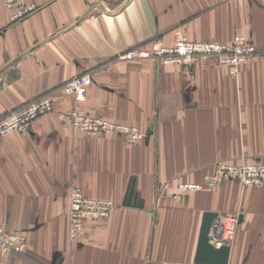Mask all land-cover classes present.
<instances>
[{"label":"crops","instance_id":"crops-1","mask_svg":"<svg viewBox=\"0 0 264 264\" xmlns=\"http://www.w3.org/2000/svg\"><path fill=\"white\" fill-rule=\"evenodd\" d=\"M0 0V118L74 78L92 74L84 102L56 97L54 112L28 135L0 138V226L24 232V253L0 252V264H202L204 216L219 218L216 249L226 264H264V185L202 183L221 161H264V0ZM193 42L229 43L236 35L259 52L236 75L216 58L194 66L153 59L121 60L153 41L174 44L177 30ZM76 109L145 135L131 144L117 134L64 129L59 114ZM110 199L111 217L86 220L69 234L70 195ZM239 217L222 241L219 219Z\"/></svg>","mask_w":264,"mask_h":264},{"label":"built area","instance_id":"built-area-1","mask_svg":"<svg viewBox=\"0 0 264 264\" xmlns=\"http://www.w3.org/2000/svg\"><path fill=\"white\" fill-rule=\"evenodd\" d=\"M10 8L18 7L12 20H19L32 13L36 6L26 0H6ZM257 54L255 46L243 36H235L229 43L193 42L180 31L176 32L174 44L166 46L161 40L153 41L150 48L135 47L120 55L121 60L153 59L165 65L194 66L202 58H216L227 65L233 75L238 74L241 65L248 63ZM91 73L82 74L58 89L45 93L35 100L15 109L0 118V138L9 134L28 135L39 118L55 110L56 97H73L77 103L84 102L92 84ZM64 129L80 131L88 136L117 134L131 144L145 139L144 133L135 127L120 125L104 118L94 117L76 109L59 114ZM228 180H235L243 187L264 185V161L242 159L237 162H220L217 172L205 178L202 183H181L182 191H212ZM116 207L110 199L90 197L80 189L70 195L69 234L76 240L86 220H104L111 217ZM225 243L236 236L238 215L224 214L219 219ZM28 248L26 233L12 232L0 226V252L4 254L24 253Z\"/></svg>","mask_w":264,"mask_h":264},{"label":"water","instance_id":"water-1","mask_svg":"<svg viewBox=\"0 0 264 264\" xmlns=\"http://www.w3.org/2000/svg\"><path fill=\"white\" fill-rule=\"evenodd\" d=\"M219 218L216 213H207L201 230L200 246L197 261L202 264H226L228 262L230 247L224 245L218 249L211 243V233L215 227V221Z\"/></svg>","mask_w":264,"mask_h":264},{"label":"rangeland","instance_id":"rangeland-1","mask_svg":"<svg viewBox=\"0 0 264 264\" xmlns=\"http://www.w3.org/2000/svg\"><path fill=\"white\" fill-rule=\"evenodd\" d=\"M178 31L181 32L180 29L177 30L176 32H178ZM181 33H182V32H181ZM182 34H183V33H182ZM236 36H240V35H236ZM245 38H246V37H245ZM246 39H247V38H246ZM248 40H249V39H248ZM249 41H250V40H249ZM250 42H251V41H250ZM251 43H252V42H251ZM252 44L255 46V48H256V52H257V54H258V52H259L258 48L256 47V45H255L254 43H252ZM257 54H256V55H257ZM242 159H249V160H252L253 158L243 156V157H241V158H239L238 160H235V161H230V160H229V161H221V162H237V161L239 162V161H241ZM258 160H260V159H258ZM261 161H263V160H261ZM224 183H225V182H224ZM224 183H223V184H224ZM223 184H222V185H223ZM222 185H221V186H222ZM244 188H248V187H244ZM216 189H217V188H216ZM216 189H215V190H216ZM212 191H214V190H212Z\"/></svg>","mask_w":264,"mask_h":264},{"label":"bare ground","instance_id":"bare-ground-1","mask_svg":"<svg viewBox=\"0 0 264 264\" xmlns=\"http://www.w3.org/2000/svg\"><path fill=\"white\" fill-rule=\"evenodd\" d=\"M223 231V230H222ZM222 241L224 242V240L222 239ZM226 244H228V243H226Z\"/></svg>","mask_w":264,"mask_h":264}]
</instances>
